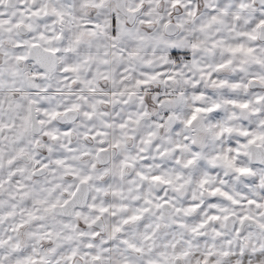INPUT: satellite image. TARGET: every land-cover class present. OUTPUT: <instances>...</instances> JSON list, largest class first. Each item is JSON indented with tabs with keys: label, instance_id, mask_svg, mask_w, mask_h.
I'll list each match as a JSON object with an SVG mask.
<instances>
[{
	"label": "clouds",
	"instance_id": "1",
	"mask_svg": "<svg viewBox=\"0 0 264 264\" xmlns=\"http://www.w3.org/2000/svg\"><path fill=\"white\" fill-rule=\"evenodd\" d=\"M0 264H264V0H0Z\"/></svg>",
	"mask_w": 264,
	"mask_h": 264
}]
</instances>
